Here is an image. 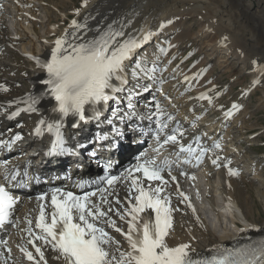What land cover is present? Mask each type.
Returning <instances> with one entry per match:
<instances>
[{
    "label": "bare ground",
    "instance_id": "1",
    "mask_svg": "<svg viewBox=\"0 0 264 264\" xmlns=\"http://www.w3.org/2000/svg\"><path fill=\"white\" fill-rule=\"evenodd\" d=\"M37 1L40 4L38 7L45 9L49 17L46 21L48 28L45 34H50L58 28L56 22L52 23L53 20L49 16L51 13H55L52 7H56L58 8L57 10H60L59 4L64 3H62L61 0L57 3L55 0ZM1 2L0 5L5 4L4 1ZM25 2L27 3L26 6L18 8L21 13H27L30 17L40 14L36 12L35 9H37V7L32 0H25ZM30 4L33 6L31 12L25 9V7H28ZM85 7V13H81L79 19L77 21L75 20L78 25L84 26L78 33V35L83 36L84 40L95 39L102 33L107 32L110 28L114 31H122L124 33V36L120 37L121 41L130 37L139 40L142 39L145 34L149 32L152 33L158 26L162 24L165 25L166 21L170 20L178 11L187 17H189L192 12L197 11L199 12L198 15L201 20L206 21V24L201 29V36L203 37L205 35L211 37L212 32L218 33L220 36L217 44H214L211 48L214 53L217 51L216 55L219 56V60L223 57L224 59L222 58V62H229V59L233 58V60H236L239 64H243L242 66H244V69L242 73L249 72L252 75V83L246 86V92L251 90L252 94L258 90L260 85H264L263 75L260 77V84L254 87V81H256L259 76L258 69L264 67V0H96L92 3L89 2L88 6ZM10 12L9 8L1 9L0 17H2L3 13ZM29 16L23 17L27 20ZM35 23L40 22L35 20ZM71 25L68 28H62L61 31L59 30L60 32L54 36V38L52 36L46 38L44 35L41 38L37 36L38 33H33V35L37 36L39 39L38 46L40 44L42 46L37 52L35 51L37 47H35L33 40V47L30 49L24 44L20 45L22 49L21 56H25L24 61L32 64L31 73H27L26 69H21L17 66L14 60V57H17L16 54L7 53L8 55L6 56L5 53L0 56V85L8 89L7 92L0 91V142H3L4 139L9 140L10 138H4V135H9L10 133L18 132L19 134H26L25 122L20 124L14 123L11 119V114L19 108L26 107L24 95L27 92L40 94L45 90L46 85L43 84V81L47 79L48 74L45 69L36 66L37 62L42 61L46 63L51 60L52 52H48V49L51 47V44L55 48L57 39L64 38L66 33H72L75 30ZM205 32L206 34H204ZM18 36L20 37L22 35L19 34ZM17 42L18 40L8 36L7 31L0 22V46L7 50L11 49V46L15 47ZM222 54L223 56H220ZM11 61L14 65H9ZM253 61L257 63L253 65ZM128 63L129 60L126 62V65ZM129 64H131V62ZM126 65L125 72L128 77L133 78V86L138 88L143 82H150L151 88H156L154 83H156V81L159 82L158 78L153 80L148 79L145 73L142 75L132 73L134 75L130 76L131 72L126 69ZM8 67H10L11 70H16L18 68L20 72H17L18 70L15 72L19 74L10 76L7 71ZM148 76L150 77V75ZM194 79H196V77L181 75L178 81L172 80L171 82H166L164 84L165 86L160 91L161 93L158 95L157 101L155 98L153 103L149 105L147 115L151 118H157L159 122H164L165 119L173 113L177 115L178 120L176 121L174 118L171 120V123L168 124L169 127L165 129L164 133L160 136L159 143L163 142L166 135L172 134V130L174 129L184 132V136L180 138L181 144L182 141H184L185 144L195 141L196 134L194 133L196 132L205 134L206 137H208V141L211 139L206 145L208 150L207 154L204 156L206 161L185 171V174L186 172H194V179L192 177L189 180L195 181V183L189 184L188 181H185L184 168H181V160L184 154H177L178 146L176 145H167L162 148L164 156L172 157V160L169 158V160L165 162L163 166L165 170L161 173L163 179L168 182L166 187L161 185L160 181L144 180L142 173L134 172L133 176L141 178L146 188L149 185L153 187H164V193H162V195L166 193L169 196L170 207L172 209H179V211H174L172 213V229H170L169 237L166 238L168 246L177 247L181 244H189L196 254L203 257L211 251L227 247V242L231 239H236V235L238 234L247 236L253 232H264V220L262 219L264 216L261 211L258 213V216L256 215L255 198L248 189L245 177L240 172L239 166L244 162L246 168L251 172L257 174L259 171L257 172V168H254L252 165L253 158L246 157L242 154L243 152L241 153V147L238 145V134L235 135L233 131V129H236L237 125L228 126L227 129L224 127L227 120H230L232 116H225L227 111L224 110V116L222 114L216 119H210L211 113L208 111V108H210L209 105L204 106L202 102L198 101L195 94L193 97L191 96L192 98L190 99L182 95L176 96L179 92L182 94L187 93L188 89L184 88L191 87L192 84L195 85L196 80ZM141 80H143V82H141ZM14 83L16 87H21L18 91L14 88ZM146 88L148 89L147 86ZM206 90L201 88L200 91H205V94L209 97V92ZM209 90L210 89H208V91ZM114 95L116 97L115 101H110L106 105V109L101 112L99 119H96L95 116H87L88 122H80L78 128L72 127L71 123L61 127L60 130L63 134V139L66 141L71 134L75 132V136H71L70 144L64 145L66 149L65 152L60 153L54 149L56 130L53 129L51 132L42 134V137H32V148L34 149L30 146H25L26 149L25 152L22 153L23 155L20 156L21 153L18 152L16 158H12L11 160L19 162L28 156L26 161L36 163V169L39 172H49L53 170L61 171L68 165L74 170L78 164L84 166L82 167L83 170L86 169L88 171L97 172L99 169L92 166L90 163L88 164L90 161L84 158L85 150L88 147L93 150V153H96L100 157L109 159L114 163H120V165H124L125 163L130 165V163L127 162H133L132 155L134 152V147L130 142L131 136L132 139L135 137L142 138L139 131L132 129L134 125L139 124L143 132L151 131L154 135L159 132V124L157 123L154 125L148 117L145 122L139 120L138 123L127 115L121 118L117 111V105L122 101L121 92L115 93ZM141 96L143 97V94H141ZM163 100H165V102H163ZM210 100L213 104L214 99L210 98ZM177 103H179V106H177ZM207 103H209V99H207ZM140 106L145 107L146 105L142 104ZM43 107L47 108V104H43ZM1 109L4 111H1ZM232 110L234 111L233 108ZM170 111L172 113H170ZM241 114L239 115L241 116ZM21 116L29 121L26 125L30 127V132H28V134H30L34 131L33 126L37 124L38 117L27 112H22ZM234 116L236 117L237 115L234 114L233 117ZM125 118L126 121L124 123L123 120ZM104 119L107 120L110 128L106 129V125L103 124ZM194 119L197 120L193 123V128H185V124ZM77 122L78 120L75 117L73 124ZM205 125V128L199 129V127ZM5 128L6 132L2 131ZM95 129L97 134L94 132ZM216 130H219V135H217ZM239 130L240 129L237 128L235 132ZM96 137H98V139H96ZM156 137L154 138L155 143L159 144ZM216 139H219L217 144L223 147L219 149L212 148ZM228 146L231 147L229 150H226ZM231 151L234 152V157H236L235 161H239L237 165L231 162L233 155ZM49 153L53 154V159L46 161ZM215 157L222 158L218 160V163L221 165L219 170H217V167L211 162ZM243 157L246 159L245 161L242 159ZM1 158L6 159L7 156H1ZM163 158L164 157H159L158 160ZM13 161L8 162L10 163ZM229 161V168L238 171V176L228 175V169L223 167V165ZM135 166L136 163L134 162L131 169ZM200 169H202V175H205L203 177L206 178L207 176L210 180L209 182L207 181V192L204 190L207 194L206 201L213 210L217 211L218 216L222 214V212H220L221 208V210L224 209L228 217H230L229 223L232 228H230V231L224 236H220L210 229V226L200 211L201 206L194 202L193 197L196 196V200V198L201 195L199 189L200 182H196V180H201L199 178L200 174L198 173ZM169 172H171V175H169ZM213 172L218 175V184L212 181L214 176ZM127 173L128 170L120 177L114 189L111 190L112 195L108 196L109 201L112 202L111 207L115 209H121V205L127 208L128 202L131 199L130 192L132 186L130 179L127 177ZM181 173H183V175H181ZM258 175H260V173ZM172 177H175V181L172 180ZM100 188H107V185L104 184ZM217 192L220 196L219 201H222L220 203L216 197L218 196L216 194ZM177 193L179 195H177ZM181 193H183V196L188 197L187 201L181 202L183 200V196L180 195ZM258 193H263V191L259 189ZM134 195L135 193H132V196ZM175 195L177 196L174 197ZM117 199L121 201V205L114 203ZM92 200L98 202V197H92ZM44 205H50V201H47ZM189 205H191V207H189ZM236 205H238L242 212V218L237 211L238 209L235 207ZM193 209L195 211H193ZM39 213V207L34 201L25 199L19 204L15 214H13L11 218V224L4 232L5 245L11 249L12 254L9 255L4 245H0V253L4 254L3 257H0V264H35L34 261H29L27 259L21 249H27L29 252H32L35 260L39 261V256L36 254L35 248L28 243L29 229L40 234V230L35 228V222L39 217ZM110 215L112 219L116 221L117 226L126 232L128 227L127 223L121 221L114 214L110 213ZM242 219L248 222L244 225H237V221ZM29 221L32 223L29 224ZM241 229H245V231L242 232L240 231ZM106 231H109V233L120 242L122 249H128L127 242L119 233L108 228H106ZM36 242L40 244L41 251L44 253V259L47 261V264H61L60 261L54 258L56 254L51 250L50 246H45L42 241ZM40 264H43V262H40Z\"/></svg>",
    "mask_w": 264,
    "mask_h": 264
},
{
    "label": "snow or ice",
    "instance_id": "2",
    "mask_svg": "<svg viewBox=\"0 0 264 264\" xmlns=\"http://www.w3.org/2000/svg\"><path fill=\"white\" fill-rule=\"evenodd\" d=\"M71 27L75 29L72 33H66L64 38L56 40L51 60L47 63L39 61L37 63L48 74V79L43 83L49 86L51 96L57 102L54 111L62 117H76L78 122L74 123L73 127L78 128L80 122H88L86 106L95 113V118L99 119L102 107L116 98L115 93L123 91L122 88L115 86V82L119 80L122 84H127L124 76L126 62L155 33L149 32L139 40L130 37L121 41L120 37H123L124 33L110 28L95 39L84 40L83 36L78 35L84 26L73 21ZM163 27L165 25L162 24L161 28ZM256 63L253 61V65ZM258 71L264 74V67ZM137 74L139 75V69ZM259 82L256 80L254 84ZM0 91L7 92L8 89L0 85ZM198 99L209 98L202 94ZM24 103L27 107L19 108L11 117L22 112L37 111L36 99ZM232 107L238 111L240 106L234 104ZM231 115L232 111L225 113L227 117ZM167 119L173 118L169 116ZM39 123L46 126L49 132L55 127L54 149L60 153L65 152L63 134L60 130L62 125H46L44 120ZM168 127L167 122L159 123L156 137L158 143L160 136ZM36 134L41 135L42 129L37 128ZM183 136V131L172 130V134L166 135L155 151L159 152L167 145H176L178 155L187 152L194 157L197 164L201 163L208 150L201 148L197 152L191 145L185 147L180 143ZM20 139L21 137L16 135L13 142ZM214 147L219 149L220 145L215 144ZM220 159L222 158L216 157L211 162L216 167H221L217 162ZM229 164L230 161L223 165L228 169V175L238 176L239 172L229 168ZM164 170L156 165L154 160L138 163L135 168L128 170L127 177L132 188L127 208H124L117 199L114 203L121 205V209H115L111 207L112 202L108 199L119 177L108 178L105 181L107 188H98L84 195L54 191L50 197V205L40 206L39 217L35 222V228L40 230V234L29 229L28 243L35 248L39 261H36L32 252L27 249L21 251L35 264L40 262L47 264L44 253L40 247L35 246V241H42L45 246H50L56 254L54 258L61 264H264V241L259 246L223 250L218 256L210 258L196 254L189 244L169 247L166 238L172 229V213L179 209L170 207L169 196L166 193L162 195L164 187L149 185L146 188L141 178L133 176L134 172L142 173L144 180L160 181L161 185L166 187L168 182L161 176ZM172 180L175 181V177H172ZM132 193L135 195L132 196ZM180 195L183 196V193ZM92 197H98V202H94ZM38 199L44 201L45 197L40 196ZM187 200L188 197L183 196L181 202ZM13 203V197L0 187V224L7 221ZM46 207L49 208L47 213ZM110 213L127 223L126 232L117 226ZM149 213H153L154 217ZM31 223L29 221V224ZM106 228L119 233L127 242L128 249H122L120 242L106 231ZM240 231L243 232L245 229ZM3 255L0 253V257Z\"/></svg>",
    "mask_w": 264,
    "mask_h": 264
},
{
    "label": "rangeland",
    "instance_id": "3",
    "mask_svg": "<svg viewBox=\"0 0 264 264\" xmlns=\"http://www.w3.org/2000/svg\"><path fill=\"white\" fill-rule=\"evenodd\" d=\"M1 1L2 0H0V4L2 3ZM58 1L59 0H55L56 3ZM91 1L93 2L96 0H61V2L64 4H59L60 10H57L58 8L56 7H52L55 13H51L49 15L53 20L52 23L56 22L58 28L52 32L53 34H45L48 28L46 21L47 19H49V17L45 9H43L42 7H38V5L40 4L37 0H32V2L37 7V9H35L36 12L40 14L38 16L32 17L27 15V13H21L20 10H18V8H22L27 5L25 0H5V4H3L1 7L2 9L9 8L11 12L3 13L2 17H0V22L2 23L3 28L7 31L8 36L10 38H15V40H18V42L16 43L15 47L11 46V49L7 50L0 46V56L5 53L6 56L8 55L7 53L16 54L17 57H14V60L17 66L21 69H26L27 73H31L32 64L24 61L25 56H21L22 49L20 45L24 44L28 47V49H30L33 47V40V43H35V47H37L35 48V51L37 52V50L42 48L41 44L38 46V37L42 38L44 35L46 38H50V36L54 38V36H56L62 30V28H68L73 21H77L81 13H85V6H88L89 2L92 3ZM25 9H28L27 11L31 12L33 9L32 4H30L28 7H25ZM198 13L199 12L194 11L190 14L189 17H187L183 13L178 11L174 16L171 17L170 20L166 21L165 27L161 28V26H158L157 29H154L152 33H155V35H153L147 43L143 44L141 48L136 50L132 58L129 60V63L131 62V64L128 63L126 65V69L131 72L130 76L134 75L132 73L137 74V69H139V75H142L146 70L145 75L148 79H150V77L148 76L150 74L153 77H156V74H161V76L165 74L167 75V78H158L159 82H163V84L175 79L178 80L181 75L196 77V79H194L196 80L194 86L184 88L188 89L187 93L182 94L181 92H179L178 94H176V96L182 95L185 98L190 99L194 96V94H196L195 90H201V88H203L204 90L210 89L208 91L209 93L218 92L215 96V100L213 103L214 105L210 106V108L208 109L210 112L216 111L210 117H218L220 116V111L222 109L231 111L234 104H239V110L237 111L234 109L236 111L235 115L237 116L233 117L234 114L231 115L232 118L230 120H227L224 127H226L225 129H227L228 126H233L234 124L237 125L236 129L238 128L240 130L238 132H235L236 129H233V131L235 135L238 134V145L241 147V153L243 152L242 154L246 157L253 158L252 165L254 166V168H257V172L259 171L257 174L251 172L250 170H248V168H246L244 162L239 166L240 172L245 177L246 185L255 198L254 200L256 202V215L258 216V213L261 211L264 216V85H260V87H258V90L254 93L251 94V90H249L250 94H246L245 88L247 85H250V83H252V75L249 72L242 73L244 69V66H242L243 64H239V62H236V60H233V58H230L229 62H222L221 60L223 57H221V60H219V56L216 55L217 51L214 53L211 48L214 44H217L220 36L215 32L211 33V37L205 35L203 37L201 36V29L206 24V21L201 20ZM197 15L199 18L197 17ZM23 16L29 17L26 20ZM35 20L40 23H35ZM206 32L204 34H206ZM33 33H38V37L34 36ZM19 34H21L22 36L19 37ZM53 49L54 47L51 44L48 52L51 53ZM220 56H223V54ZM40 63L43 62L41 61ZM9 65L14 64L11 61L9 62ZM36 66H38V63ZM16 70H18V68ZM16 70H11L10 67L7 68L10 76L18 75L19 73H16ZM17 72L20 71L18 70ZM141 82H143V80H141ZM144 84H146V82H143L141 86L143 87ZM163 84L161 83L160 85H158V89H156V91H158L160 88V90H162V87H164ZM128 86L129 84L126 87L128 88ZM14 88L16 89V91H18V89L21 87H16L14 83ZM151 94L152 92L149 91L148 95L151 96ZM191 95L193 96L191 97ZM217 95H219V97H217ZM126 103L127 101L120 104L122 108ZM1 111L4 110L1 109ZM239 114H241V116ZM11 119L14 123H17V121L19 120V115L14 116ZM196 120L197 119H194L191 122L189 121L187 124H185V128H188V125L194 121L196 122ZM123 121L125 123L126 118ZM103 124L106 125V129L110 128V125L106 119H104ZM4 136L7 137V135ZM216 142L218 143L219 139H216ZM230 147L231 146L226 147V150H229ZM212 148L215 149L214 147ZM232 153L233 155L231 158V162L233 164L236 163L237 165L239 161H235L236 157H234V152ZM86 157L87 159H93V157L88 154ZM242 159H244V161L246 160L244 157ZM92 163L96 164V162L94 161H92ZM219 169L220 167L217 168V170ZM259 173L260 175H258ZM203 176L205 175H202V178ZM202 178L200 177L201 180ZM206 178L209 182V177L206 176ZM212 181H215L216 184L219 183L217 174L214 173ZM207 185L208 184L206 180L205 184L200 183L199 189L201 195L196 198L197 202L195 200L196 196L193 197L194 202L201 206V209L199 207L198 208L200 209L206 222L210 226V229L216 234L224 236L228 231H230V228H232L229 223L230 217H228V214L224 209L221 210L220 207L215 206L220 208V212H222L221 215H224L221 216L219 214L218 216L217 211L213 210L209 203L206 201V192L208 190ZM259 189H261L263 193L259 194ZM204 190H206V192ZM216 194L218 195L216 196L218 202H222L221 200L219 201V193L217 192ZM176 196L177 195H175L174 197ZM262 219L264 220V217ZM9 253H11V251Z\"/></svg>",
    "mask_w": 264,
    "mask_h": 264
}]
</instances>
